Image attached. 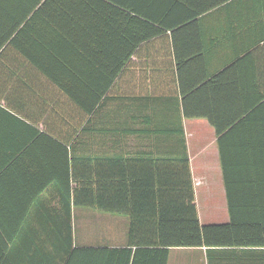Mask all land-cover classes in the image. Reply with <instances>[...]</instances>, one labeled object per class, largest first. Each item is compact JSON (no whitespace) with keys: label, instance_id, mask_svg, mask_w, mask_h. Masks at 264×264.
<instances>
[{"label":"crops","instance_id":"0c3cea01","mask_svg":"<svg viewBox=\"0 0 264 264\" xmlns=\"http://www.w3.org/2000/svg\"><path fill=\"white\" fill-rule=\"evenodd\" d=\"M130 4L135 11L106 1L0 0V244L13 264L64 255L67 213L57 196L74 195V154L84 170L97 158L102 171L105 157H167L164 167L174 169L187 154L200 224L230 222L227 196L236 219L264 216L263 69L241 67L243 79L232 82V21L218 8L186 19L188 9L170 0ZM139 20L170 27L109 81L124 53L123 21L131 41ZM210 120L227 129L219 135ZM170 172L163 183L175 181ZM25 196L39 197L27 208ZM167 196L190 192L181 185ZM229 231L244 242L258 228ZM167 264H264V246L176 247Z\"/></svg>","mask_w":264,"mask_h":264},{"label":"trees","instance_id":"16d2710c","mask_svg":"<svg viewBox=\"0 0 264 264\" xmlns=\"http://www.w3.org/2000/svg\"><path fill=\"white\" fill-rule=\"evenodd\" d=\"M47 1V0H45ZM83 2H114L122 10H134L130 2L135 0H78ZM182 4L188 9L186 19H193L212 9L224 11L232 21L229 42L234 47V58L229 64L233 70L232 82L243 79V74L237 73L241 67L249 65L262 68L264 71V0H170ZM121 16H128L121 12ZM152 19V18H151ZM160 25V24H159ZM166 26V24H163ZM162 26V25H161ZM156 24L139 20L138 38L129 41L130 25L123 21L121 33L124 53L116 56L111 62L110 80L115 73L125 66V63L145 39L155 37L165 30ZM162 26V27H165ZM170 27V26H166ZM176 46V42H174ZM180 55L177 56L179 59ZM240 72V71H239ZM264 99L262 91L256 100ZM250 105H244L238 115L247 113ZM185 114L188 115L187 112ZM216 132L220 135L226 126L216 120H210ZM230 127V126H229ZM171 159V158H169ZM167 157L157 156L147 158L140 155L132 158L105 157V169H99L97 158H87L85 162L93 161V169L84 170V159L81 155L72 157L74 179L73 196H57L58 210L66 211L68 224L67 248L64 255L58 257L54 264H167L169 251L176 247L221 246L250 244L264 246V216H251L236 219L232 196H227L230 217L229 223L202 225L197 216L191 191V179L187 154H180L179 168L168 169L164 164ZM177 160V159H175ZM153 168H149V163ZM121 163L120 170L113 164ZM146 163L148 165L146 166ZM174 173L175 181L170 184L162 182V178ZM67 174L69 171L67 169ZM106 177L105 179L102 177ZM116 178V180L114 179ZM113 178V179H112ZM153 179V181L151 180ZM115 182V183H114ZM186 186L190 196H167L169 191H175L179 186ZM122 196H113L114 191ZM102 193L106 196H102ZM137 195V196H136ZM39 196H25L26 207L32 208L33 201ZM71 206L126 217L128 220L127 239L123 246L108 247L101 245H79L71 249ZM248 225L258 228V231L247 233L249 239H236L232 230L234 226ZM0 264H13L6 255L5 248L0 244ZM42 264H49L46 259ZM50 264H53L52 261Z\"/></svg>","mask_w":264,"mask_h":264},{"label":"rangeland","instance_id":"374dc122","mask_svg":"<svg viewBox=\"0 0 264 264\" xmlns=\"http://www.w3.org/2000/svg\"><path fill=\"white\" fill-rule=\"evenodd\" d=\"M128 220L93 210L77 208L74 211L72 236L80 245H111L125 242Z\"/></svg>","mask_w":264,"mask_h":264}]
</instances>
